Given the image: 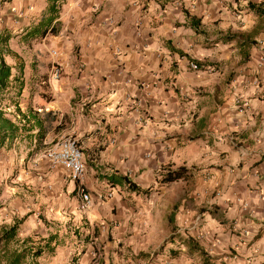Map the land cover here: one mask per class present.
Instances as JSON below:
<instances>
[{
    "label": "clouds",
    "instance_id": "obj_1",
    "mask_svg": "<svg viewBox=\"0 0 264 264\" xmlns=\"http://www.w3.org/2000/svg\"><path fill=\"white\" fill-rule=\"evenodd\" d=\"M3 57L0 264H264V0H0Z\"/></svg>",
    "mask_w": 264,
    "mask_h": 264
},
{
    "label": "trees",
    "instance_id": "obj_2",
    "mask_svg": "<svg viewBox=\"0 0 264 264\" xmlns=\"http://www.w3.org/2000/svg\"><path fill=\"white\" fill-rule=\"evenodd\" d=\"M11 76V67L4 62L3 58H0V87H6ZM0 126L9 128L15 127L12 123V119L5 115L4 109H0Z\"/></svg>",
    "mask_w": 264,
    "mask_h": 264
},
{
    "label": "crops",
    "instance_id": "obj_3",
    "mask_svg": "<svg viewBox=\"0 0 264 264\" xmlns=\"http://www.w3.org/2000/svg\"><path fill=\"white\" fill-rule=\"evenodd\" d=\"M125 47H127V45H125ZM114 78H118V77H114ZM52 84L53 85H56L57 84V81L53 80L52 81ZM229 251H231L233 254H235V250L234 249H229ZM85 264H86V262H85ZM220 264H224V259L223 258H221Z\"/></svg>",
    "mask_w": 264,
    "mask_h": 264
},
{
    "label": "rangeland",
    "instance_id": "obj_4",
    "mask_svg": "<svg viewBox=\"0 0 264 264\" xmlns=\"http://www.w3.org/2000/svg\"><path fill=\"white\" fill-rule=\"evenodd\" d=\"M3 60H4V62H5L6 64L9 65V59H8L7 57H3ZM12 71H13V69L11 68V72H12ZM4 111L6 112L7 110L4 109Z\"/></svg>",
    "mask_w": 264,
    "mask_h": 264
},
{
    "label": "built area",
    "instance_id": "obj_5",
    "mask_svg": "<svg viewBox=\"0 0 264 264\" xmlns=\"http://www.w3.org/2000/svg\"><path fill=\"white\" fill-rule=\"evenodd\" d=\"M57 67H58V65H57Z\"/></svg>",
    "mask_w": 264,
    "mask_h": 264
}]
</instances>
